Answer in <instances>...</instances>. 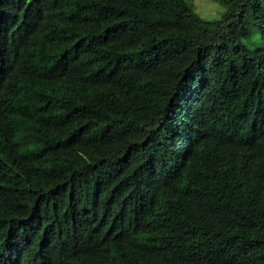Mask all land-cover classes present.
Here are the masks:
<instances>
[{
    "label": "trees",
    "instance_id": "trees-1",
    "mask_svg": "<svg viewBox=\"0 0 264 264\" xmlns=\"http://www.w3.org/2000/svg\"><path fill=\"white\" fill-rule=\"evenodd\" d=\"M0 0V264H264V0Z\"/></svg>",
    "mask_w": 264,
    "mask_h": 264
},
{
    "label": "rangeland",
    "instance_id": "rangeland-1",
    "mask_svg": "<svg viewBox=\"0 0 264 264\" xmlns=\"http://www.w3.org/2000/svg\"><path fill=\"white\" fill-rule=\"evenodd\" d=\"M191 10L202 20L211 21L220 17L224 7L213 0H186Z\"/></svg>",
    "mask_w": 264,
    "mask_h": 264
}]
</instances>
